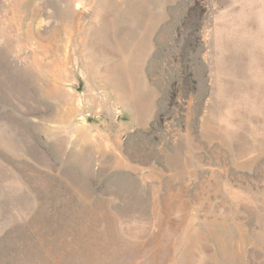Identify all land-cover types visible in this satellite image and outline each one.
<instances>
[{
    "label": "rangeland",
    "instance_id": "rangeland-1",
    "mask_svg": "<svg viewBox=\"0 0 264 264\" xmlns=\"http://www.w3.org/2000/svg\"><path fill=\"white\" fill-rule=\"evenodd\" d=\"M0 264H264V0H0Z\"/></svg>",
    "mask_w": 264,
    "mask_h": 264
}]
</instances>
